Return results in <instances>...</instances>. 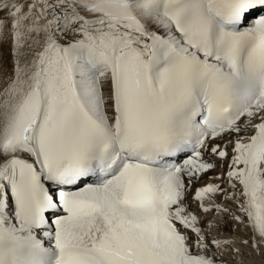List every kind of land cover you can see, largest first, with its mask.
Listing matches in <instances>:
<instances>
[{"label": "snow or ice", "instance_id": "snow-or-ice-1", "mask_svg": "<svg viewBox=\"0 0 264 264\" xmlns=\"http://www.w3.org/2000/svg\"><path fill=\"white\" fill-rule=\"evenodd\" d=\"M7 42L0 264H219L209 214L260 251L264 0H0Z\"/></svg>", "mask_w": 264, "mask_h": 264}, {"label": "bare ground", "instance_id": "bare-ground-1", "mask_svg": "<svg viewBox=\"0 0 264 264\" xmlns=\"http://www.w3.org/2000/svg\"><path fill=\"white\" fill-rule=\"evenodd\" d=\"M0 65H3L8 74L12 71V59L10 54V42L0 44ZM2 78V77H0ZM231 145H229V150ZM231 154V153H230ZM216 163V167L210 170L208 173L204 174L199 181L190 189L188 196L186 198V203L188 204L191 211H193L198 216L201 213L198 210L197 202L192 200L195 188L198 186H203L207 183H220L215 177H223L227 171V162H224V166L221 167V163L213 158ZM227 187L226 184L223 185ZM216 202L223 204L224 206L231 209L233 212L236 211V205L231 201L225 202L220 196L216 197ZM239 215V213H237ZM208 221L217 224V228L212 231V235L220 239H227L234 241L230 245H226L222 250L216 253L215 259L218 260L219 264H264V245L258 244L260 249L250 246L251 243V232L244 225L236 223L235 220L230 215H224L223 217H215L213 214L203 216L201 219V226ZM243 241H249V244L243 243ZM230 249V251H228ZM227 252V253H226ZM229 252V253H228ZM223 254L224 257H223ZM235 261H232V256Z\"/></svg>", "mask_w": 264, "mask_h": 264}, {"label": "rangeland", "instance_id": "rangeland-1", "mask_svg": "<svg viewBox=\"0 0 264 264\" xmlns=\"http://www.w3.org/2000/svg\"><path fill=\"white\" fill-rule=\"evenodd\" d=\"M228 251H230V249H229ZM226 253H227V252H226ZM228 253H229V252H228ZM231 256H232V255H231ZM232 261H235L233 256H232Z\"/></svg>", "mask_w": 264, "mask_h": 264}]
</instances>
